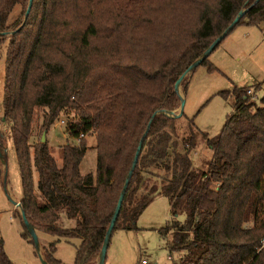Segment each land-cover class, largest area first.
Instances as JSON below:
<instances>
[{
    "label": "trees",
    "instance_id": "obj_1",
    "mask_svg": "<svg viewBox=\"0 0 264 264\" xmlns=\"http://www.w3.org/2000/svg\"><path fill=\"white\" fill-rule=\"evenodd\" d=\"M253 1L31 0L24 18L29 0H0L2 117L19 167L21 208L36 234L54 237L41 249L47 264H67L55 256L56 244L75 239L72 264H96L145 131L112 233L137 229L140 214L163 195L173 218L158 231L168 237L173 264H264L261 84L221 92L232 111L218 134H202L212 151L205 168L191 158L198 133L180 132L183 111L151 119L159 108L180 107L178 77ZM262 22L258 0L221 42L238 24ZM209 55L199 65L210 72ZM61 115L70 141L58 164L41 137ZM89 136L96 167L82 174ZM5 141L0 131V158ZM15 213L22 237L34 244ZM0 264H15L1 233Z\"/></svg>",
    "mask_w": 264,
    "mask_h": 264
},
{
    "label": "rangeland",
    "instance_id": "obj_2",
    "mask_svg": "<svg viewBox=\"0 0 264 264\" xmlns=\"http://www.w3.org/2000/svg\"><path fill=\"white\" fill-rule=\"evenodd\" d=\"M208 60L216 69L208 71L205 65H198L184 76L175 93L182 98L181 108L172 110L169 115L178 114L180 132L192 128L198 133L196 148L191 158L198 168H205L211 157V149L202 136L208 137L219 133L227 114L232 111V99L225 98L221 92L231 90L235 86L248 87L261 84L256 91V99L264 94V22L258 25L238 24L229 35L211 52ZM4 67L0 60V131L5 135L4 155L0 158V233L4 239V248L8 257L15 264H42L41 249L54 237L38 232V244L25 240L21 235L22 225L15 213L20 212L22 186L19 167L13 142L10 138L9 125L2 117ZM254 90V87H250ZM60 116L45 134V140L58 164H61L60 147L69 139L65 133L64 123ZM190 120H192L191 123ZM35 136L33 139H36ZM70 141V140H69ZM89 148L80 163L82 174L94 172L96 167V150L94 139L87 138ZM34 181L37 174L34 171ZM173 218L167 197L156 196L144 209L136 221L137 229H116L113 231L106 250L104 264H137L141 256H145L148 264H173L174 255L167 248L168 237H163L158 231ZM184 219V214L177 217ZM73 242L60 240L56 244L55 256L67 264H72L75 254Z\"/></svg>",
    "mask_w": 264,
    "mask_h": 264
},
{
    "label": "water",
    "instance_id": "obj_3",
    "mask_svg": "<svg viewBox=\"0 0 264 264\" xmlns=\"http://www.w3.org/2000/svg\"><path fill=\"white\" fill-rule=\"evenodd\" d=\"M258 0H254L247 8L241 10L238 12L237 16L233 19V21L231 22V24L220 34L218 35L213 41L212 43L208 46V48L202 53L201 56H199L190 66L187 67V69L178 77V79L176 80L175 84H174V87L173 89L175 90V87L179 86V84L182 82V80L184 79V76L191 72L195 67H197L199 65V63L206 57L208 56L215 48L216 46L221 42V40L225 37V35L237 24V22L240 20V18L246 13V11L254 4L256 3ZM30 6H31V0H29V4H28V7L26 9V12H25V17H27L28 13H29V10H30ZM2 33H6V32H2ZM177 91V90H175ZM180 101H182V98L180 99ZM180 108H181V103H180ZM172 111H169V110H165L163 108H159L158 110H156L154 112V114L152 115L151 119L153 118V116H155L156 114H164V115H167L169 117H178L181 115L182 111L180 109V112L178 114H173V115H169V113H171ZM173 113V112H172ZM146 135V131L143 133L142 135V138L140 139L139 141V144H138V147L136 149V152H135V155H134V160H133V163H132V166L128 172V175H127V178H126V181L123 185V188L121 190V193L119 195V198L117 200V204H116V207L114 209V212H113V215H112V218L108 224V227L105 231V234H104V238H103V242H102V245H101V248H100V252H99V256L97 258V262L96 264H104L105 262V259H106V250H107V247H108V244H109V241H110V237H111V234H112V230H113V227H114V223H115V220L118 216V213H119V210H120V206H121V202H122V199H123V195L125 193V190H126V187H127V184H128V181H129V178L135 168V163H136V160H137V157H138V154H139V150L141 148V144H142V139L145 137ZM41 141L44 142L45 141V134L43 133L42 134V137H41ZM16 205H19L20 206V213H21V216H22V219L27 227V229L29 230L30 234H31V237L33 239V242L34 244H38V237L35 233V231L32 229V227L30 226L26 216H25V213L23 211V209L21 208V205H20V202H14ZM42 260V264H47L46 261L41 258Z\"/></svg>",
    "mask_w": 264,
    "mask_h": 264
},
{
    "label": "built area",
    "instance_id": "obj_4",
    "mask_svg": "<svg viewBox=\"0 0 264 264\" xmlns=\"http://www.w3.org/2000/svg\"><path fill=\"white\" fill-rule=\"evenodd\" d=\"M247 93L252 94V90H251V89H247ZM60 123H61V124L65 123L64 119H61V120H60ZM82 136H83V134H81L80 137H82ZM147 263H148V261H147V259H145V258H142V259L138 262V264H147Z\"/></svg>",
    "mask_w": 264,
    "mask_h": 264
},
{
    "label": "crops",
    "instance_id": "obj_5",
    "mask_svg": "<svg viewBox=\"0 0 264 264\" xmlns=\"http://www.w3.org/2000/svg\"><path fill=\"white\" fill-rule=\"evenodd\" d=\"M173 91H174V93H177V91H175L174 89H173ZM142 258L147 259L145 256H141V257L139 258L138 262H139ZM147 261H148V260H147ZM137 264H138V263H137ZM147 264H148V263H147Z\"/></svg>",
    "mask_w": 264,
    "mask_h": 264
},
{
    "label": "bare ground",
    "instance_id": "obj_6",
    "mask_svg": "<svg viewBox=\"0 0 264 264\" xmlns=\"http://www.w3.org/2000/svg\"><path fill=\"white\" fill-rule=\"evenodd\" d=\"M178 87H179V86H178ZM178 87L176 86V87H175V90H177V91H178Z\"/></svg>",
    "mask_w": 264,
    "mask_h": 264
}]
</instances>
